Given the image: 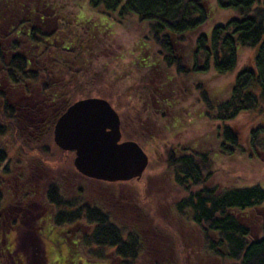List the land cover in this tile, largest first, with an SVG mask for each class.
I'll return each mask as SVG.
<instances>
[{
  "label": "trees",
  "instance_id": "1",
  "mask_svg": "<svg viewBox=\"0 0 264 264\" xmlns=\"http://www.w3.org/2000/svg\"><path fill=\"white\" fill-rule=\"evenodd\" d=\"M79 1L43 0V8L37 14L36 7L19 3V9L15 7V0H0V74L6 77L2 80L0 76V137L14 133L25 156H54L49 142L58 119L80 100L79 96L88 94L74 83L77 72L74 62L67 58L73 54V59L79 60V53L94 51L92 43L90 46L88 43L94 39L95 28H73L76 24L70 22L69 12H64L66 8L62 9V3L69 2L77 7ZM87 1L100 14L117 16L121 20L135 16L141 26H147L149 40L153 42L151 57L156 61L145 64L144 57L139 59L135 55L141 71L139 76L148 75L150 82L153 76L144 70L163 66L164 81L161 83L169 87L171 82L173 86L169 94H162V89L156 85L157 92L152 94L157 100L158 112L154 111L152 116L151 108L143 112L145 119L152 117L155 123L152 125L156 126L149 130L152 134L149 141L138 143L146 148L150 159L159 149L155 142L165 140L162 132L169 134L186 120L189 121L186 123L196 122V110L203 120L207 117L212 123L223 125L216 129V146L211 145L210 150L175 146L169 140L164 143L168 154L166 167L173 172L176 186L184 192L175 205L176 212L200 231L204 253L209 252L219 262L264 264V235L260 238L253 235L257 224L251 217L254 211L264 209V185L261 182L225 187L213 181L215 153L227 158L245 154L238 134L226 124L243 114L255 112H259L264 121V0ZM213 3L233 13L224 24L215 25L211 33H198L194 45L183 49L181 44L186 42V35L193 33L195 36L207 24ZM4 13L9 15L5 17ZM83 19L84 16L80 22ZM2 20L7 21L8 29L2 27L5 24ZM23 28L30 30L23 31ZM85 29L89 31L84 32ZM70 35L76 38L72 42L75 50L69 38H65ZM247 49H257L255 63L239 72L229 96L212 100L205 88L206 75L216 72L223 76L234 71L240 63L241 52ZM199 80L201 82H196ZM144 91L149 93L147 89H128L126 96L120 95L123 135L125 125L133 126L139 107H152ZM250 144L251 155L247 156L250 159L256 158V150L264 152V126L252 131ZM8 161L12 160L0 144V210L5 196L12 191L2 179H16L14 183L23 179L20 171L10 170ZM60 185L54 181L47 189L48 201L59 210L55 223L60 227L84 223L90 232L82 235L77 244L85 242L86 248L110 250V256L118 260L116 264H139L140 258L146 255L147 245L136 229L128 232L125 224L117 223L115 213L104 203L87 205L81 200L77 202L76 198L70 201ZM28 193L25 195H33V188ZM0 264H3L1 259Z\"/></svg>",
  "mask_w": 264,
  "mask_h": 264
},
{
  "label": "rangeland",
  "instance_id": "2",
  "mask_svg": "<svg viewBox=\"0 0 264 264\" xmlns=\"http://www.w3.org/2000/svg\"><path fill=\"white\" fill-rule=\"evenodd\" d=\"M15 3V7L19 9H21L19 3L36 7L35 10L33 8L31 10L37 14L43 8V0H15ZM78 3L77 7L69 2L62 3V9L66 8L64 12H69L71 16L70 22L74 21L76 24V26L73 24L71 26L89 30L95 28L92 35L94 39L88 43L89 46L92 43L94 51L79 53V60L73 59V54L68 55L67 58L74 62V69L77 72L74 83L88 92L79 97L87 96L85 99L98 98L108 101L121 120L123 109L119 99L120 95L126 96L128 89L138 91L147 89L149 93L145 91L144 93L153 108L149 105L138 108L133 126L123 127L125 135L122 133V141L137 143L149 141L152 136L149 130L150 128L153 130L156 126L152 125L155 124L152 123L154 119L152 117L145 119L143 112L148 108L153 110L151 116L154 111L158 112L157 100L152 94L157 92L158 85L162 89L160 92L162 94H169L173 86H170L172 84L169 80V87L161 83L164 81L161 72L163 66L156 67V65L154 69L144 70L153 76L150 82L148 75L143 73V77L139 76L141 71L138 67L139 61H136L137 57L139 59L144 57L142 61L145 64L156 61L151 57L153 42L149 40L148 27L141 26L135 16L121 20L117 16L100 14L99 10L91 8L87 0H81ZM211 7L212 14L207 24L200 32H196L195 36L193 33L186 35V42L181 44L183 49L194 45L198 33H211L215 25L224 24L226 18L228 19L233 13L232 10H224L214 3ZM3 11L6 12V10ZM4 15L6 17L9 13H4ZM77 16H80L79 19L84 16L81 20L83 22H80ZM2 21L5 22L2 27L6 28L7 21ZM89 30L85 29L84 32ZM65 38L70 39L68 41L73 47L72 42L76 38L71 35ZM256 53L257 49L243 50L237 68L226 75L220 76L216 72L206 75L205 88L212 100H218L221 96H229L239 72L255 63ZM89 61H91L90 65L87 64ZM138 70L140 72H137ZM159 72L161 74H158ZM1 78L6 80L5 76ZM196 82L199 83L201 80ZM81 98L80 100H84ZM198 112L200 111L195 112L197 113L196 122L186 123V121L189 122L186 120L183 121L184 126L180 124L175 130L169 131L171 138L167 131L162 132L161 137L165 140L155 142L159 149H156L151 159L148 157L150 165L143 176L140 179L126 182H107L81 174L74 163L75 153L63 151L55 145L54 132L53 141L50 140L49 146L55 153L54 156L48 158L45 155L25 156V153L21 151L20 141L16 139L14 133L7 134V137H0L1 146L6 148L12 160L10 163L8 161L10 170L20 171L23 176V179H17V183H14L16 179H2L3 182H8L10 186H7L12 191L10 190L5 196L6 200L0 210L1 262L3 264H116L118 260L110 256V250L86 248L85 242L77 244L82 235L90 232L87 225L77 223L74 226L60 227L55 223L59 210L47 198V189L55 181L61 184V187L63 186L65 195L70 201L74 202L76 198L77 202L81 200L87 205L94 202L104 203L106 208L115 213L117 223L125 224L123 226L127 227L128 232L136 229L142 242L147 245L146 253H144L146 255L140 258L139 264H151L150 262L155 264L156 262L159 264H223L214 259L209 252L204 253L205 245L200 231L188 221L189 219L176 212L175 205L183 197L184 192L176 186L173 172L165 164L168 154L164 143L167 140L175 146L188 145L196 151L210 150L211 145L216 146L215 131L223 125L212 123L207 117L203 120ZM156 125L158 128V123ZM226 125L238 134L245 154L227 158L215 153L213 158L214 183L226 187L232 184L244 186L262 182L263 186L264 152L262 153L259 149L256 150V158L247 157L251 155L252 131L264 126L261 114L259 112L243 114ZM8 129L11 131V127ZM142 148L148 155L146 148ZM152 148L149 146V149ZM219 157L221 159L217 160ZM31 188H33V195L26 196ZM23 194L26 195L23 196ZM253 213L251 217L257 224L253 229V235L260 238L264 235V209Z\"/></svg>",
  "mask_w": 264,
  "mask_h": 264
},
{
  "label": "water",
  "instance_id": "3",
  "mask_svg": "<svg viewBox=\"0 0 264 264\" xmlns=\"http://www.w3.org/2000/svg\"><path fill=\"white\" fill-rule=\"evenodd\" d=\"M55 144L75 153L77 170L107 182L140 179L149 158L135 141H122L121 120L112 105L98 98L79 100L58 119Z\"/></svg>",
  "mask_w": 264,
  "mask_h": 264
},
{
  "label": "flooded vegetation",
  "instance_id": "4",
  "mask_svg": "<svg viewBox=\"0 0 264 264\" xmlns=\"http://www.w3.org/2000/svg\"><path fill=\"white\" fill-rule=\"evenodd\" d=\"M0 29H2V28H0ZM21 29V28H20ZM26 29H28V31L30 30V28H23V31H25ZM122 123V122H121ZM122 137H123V135H122Z\"/></svg>",
  "mask_w": 264,
  "mask_h": 264
},
{
  "label": "bare ground",
  "instance_id": "5",
  "mask_svg": "<svg viewBox=\"0 0 264 264\" xmlns=\"http://www.w3.org/2000/svg\"><path fill=\"white\" fill-rule=\"evenodd\" d=\"M76 103V102H75Z\"/></svg>",
  "mask_w": 264,
  "mask_h": 264
}]
</instances>
